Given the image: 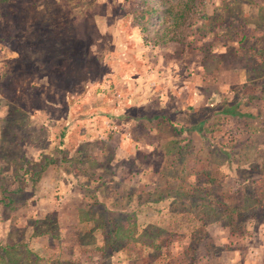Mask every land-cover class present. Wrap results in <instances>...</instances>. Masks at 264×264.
Instances as JSON below:
<instances>
[{"label":"rangeland","instance_id":"obj_1","mask_svg":"<svg viewBox=\"0 0 264 264\" xmlns=\"http://www.w3.org/2000/svg\"><path fill=\"white\" fill-rule=\"evenodd\" d=\"M119 121L125 139L155 132L150 160L114 158ZM44 149L79 193L48 212L28 179ZM148 162L153 221L112 252ZM112 194L124 204L106 208ZM0 242L25 243L20 264H43L42 243L50 264H264V0H0Z\"/></svg>","mask_w":264,"mask_h":264},{"label":"crops","instance_id":"obj_2","mask_svg":"<svg viewBox=\"0 0 264 264\" xmlns=\"http://www.w3.org/2000/svg\"><path fill=\"white\" fill-rule=\"evenodd\" d=\"M247 86L248 85H246V88H248ZM256 88H257V91H259L260 85H259V87H256ZM145 95L140 96L138 98V102L135 103L134 105H139V104H140V106L145 105V102H146L145 101ZM154 101L157 103L156 99H151L150 104H153ZM120 113L121 112H119V111L115 112V114L120 115V117L123 116ZM146 113L144 115L139 114L138 116L131 117L132 118L131 124L133 126H135L140 121H146V120H150V121L153 120L154 121V118L156 119V116H158L157 114H155V115L152 114V116H150L149 113H147V114ZM164 116H165L164 117L165 121H167V119H168V122H173L175 120V119H171V117L167 116L166 113H164ZM125 118L126 117H124L123 119H125ZM113 120H116V119L112 118L109 121L114 122ZM121 121H122V119H121ZM176 121H178V120H176ZM181 122H182V120H180V123ZM113 127H114V129L118 128V137H119L117 140V148L113 150L114 158H116L117 160L122 159L125 161V159L128 155L136 154L137 151H143L145 154H147V156H149V160H150L151 153L153 152V149H155V146H156L155 145L156 142L153 139V138H155L154 137V134H155L154 131H150L148 129L149 137H150L149 140L145 139L143 137H140L139 133L136 134V132H135L134 137H133V135H132V138L129 137V138H131V140H129V139L123 138V136L121 137V134L119 132V130L122 129L120 121L118 122L117 125H113ZM136 127L137 126H135V128ZM178 128H180V129H178V131H176V132L182 133L183 132L182 127L178 125ZM108 135H111V132H105V134H102L99 136H100V138H105ZM57 150L59 151L60 149H57ZM62 150H65V149H62ZM68 150H69L68 153H69V157H70L68 162L70 163V160H72L71 155L74 154V152L77 153L78 151H76V149L73 152H72V149H68ZM51 151L54 154L53 155L54 160L49 159V160H51L49 162L48 158H49V155H52ZM58 151H56L54 149H44L42 152L45 161H48V162L42 165V170L39 172V176L37 178L36 184L38 186V189L40 190V194H38V199H40L39 206H40V208H42V211H44V212L53 211L55 209H58V207L60 206V204H58V203L61 201L58 200L56 195H60V197H62L61 200H67V199L72 198L75 195L78 196V194H79V193L73 192L72 188H71V184L74 183L73 180L75 178H72V181H69V179H64V178H69L71 172L66 173V174H69V175H67V177H63V175H65V173H60L61 172L60 165L62 163V159H59V160L57 159L58 157H60V155L58 154ZM44 153L47 155L45 156ZM135 162H136V166H139L138 162H140V161H138V162L135 161ZM153 168L154 167H151V164L148 162L146 164V168H145L146 173L145 174H143V172H142L144 170L138 169L142 173L135 175L136 174V171H135V172H133V174H131L127 178L129 180H127V179H123V175H120L121 167H119V170L117 169V171H118L117 174H116V172L114 173V175H116L115 177L117 178L114 180L118 181L120 184H123L127 180L128 183L130 182L129 183L130 186L133 187V189H135V191L144 192L145 190L148 189L150 191V193H148V194L152 195L153 191H154V190H152L153 178H154V175L156 174ZM140 172H138V173H140ZM61 175H62V177H61ZM74 177H76V175H74ZM90 182H92V180ZM63 186H65L67 189L63 188ZM74 190H75V188H74ZM102 196H103L102 194H100L99 192H96V191H94V193L92 194V197L93 198L96 197V199L103 198ZM134 196L137 197V196H139V194H135ZM109 200L117 202V201H123L124 198L122 195L120 196L117 194H112V195H108L107 201H109ZM65 214L69 215L70 217H77L78 212L77 211L76 212L71 211V212H66ZM49 237L50 236L48 234H44V235L38 236L37 241L46 240ZM44 244H46V243L40 244L41 245L40 249L42 250L43 255L44 256L46 255V258H45V261L43 262V264H50L52 260L53 261L57 260V258H55L57 256V254L55 253V249H53L51 247L49 248V247H47V245H44ZM49 249L51 251H49ZM64 263H66V262H64Z\"/></svg>","mask_w":264,"mask_h":264},{"label":"trees","instance_id":"obj_3","mask_svg":"<svg viewBox=\"0 0 264 264\" xmlns=\"http://www.w3.org/2000/svg\"><path fill=\"white\" fill-rule=\"evenodd\" d=\"M36 178H38V176ZM36 178L31 177L28 179L32 180V181H35V180L37 181ZM21 180L22 181H20V186L25 185L27 182V179L25 177H23V179H21ZM147 190L142 192L140 196H137L138 200L135 203L128 205L129 207L125 206L124 210H122L120 212L131 223H135L137 225V227L135 228L134 231L130 232L129 230H126V229L121 230L120 226H124L122 223H119L120 226L118 224L112 223L111 226L108 227V229L106 231V233L108 234V237L106 239H104L103 244L105 246L107 245L106 248L110 249V251L116 252V250L118 248V243L121 242V240H126V242H127V240L130 237H133V239H134L135 235H137V236L141 235V233L138 231L140 229V227H142V225L145 227V225H147V223L151 224V221H153V214L155 213L154 207H153L154 206L153 201H155L156 199H155L153 194L152 195L148 194V193H150V191L149 190L147 191ZM143 194L147 195V197L145 199H142ZM127 195H128V197H131L132 194H127ZM103 202H105L106 208H109L107 203L117 204V205H121L122 203L124 204V201L114 202L111 200L107 201V199L103 200ZM126 209H128V210H126ZM78 214L79 215H78L76 220H78V222L80 223L82 220L80 218V208H79ZM46 232L49 236H51L50 233H48L49 231H46V230H41L38 233L36 232L37 234L34 232V235L32 233V236H41V235L46 234ZM134 241L135 242H133V244H135V246L139 244L138 238L135 239ZM24 245H25V243H23V242H18V243H14V244H4V245H2V243L0 242V262H2L3 264H20L22 259L19 258V257H21V256H19V254H20L19 249L21 248V246H24ZM139 245H141V244H139ZM80 247H83V246H80ZM24 252L26 255L28 250L26 249V250H24ZM25 257H27V256H25ZM27 259H28V257L25 259V261ZM38 260L39 259L37 257L33 258L34 262H39ZM60 260H63V257H61Z\"/></svg>","mask_w":264,"mask_h":264}]
</instances>
